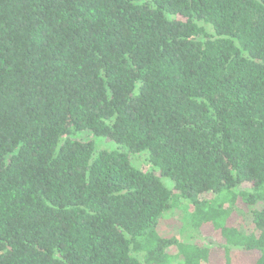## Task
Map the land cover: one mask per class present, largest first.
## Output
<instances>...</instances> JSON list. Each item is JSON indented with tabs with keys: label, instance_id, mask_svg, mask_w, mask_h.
<instances>
[{
	"label": "trees",
	"instance_id": "trees-1",
	"mask_svg": "<svg viewBox=\"0 0 264 264\" xmlns=\"http://www.w3.org/2000/svg\"><path fill=\"white\" fill-rule=\"evenodd\" d=\"M182 202L264 264V0H0V264H208Z\"/></svg>",
	"mask_w": 264,
	"mask_h": 264
},
{
	"label": "rangeland",
	"instance_id": "rangeland-1",
	"mask_svg": "<svg viewBox=\"0 0 264 264\" xmlns=\"http://www.w3.org/2000/svg\"><path fill=\"white\" fill-rule=\"evenodd\" d=\"M83 139L92 140L97 149L115 150L116 146L113 142L99 137H92L89 134L83 135ZM130 163L133 167L145 172H155V169L148 161L147 156L144 153L130 154ZM164 185L168 189H172L173 183L164 177H161ZM226 206H229L226 203ZM238 211H234L231 218L228 221V225L242 226L246 231L251 230L252 225L243 217L242 212H247L251 208L244 206L240 200L235 203ZM192 208L186 202H182L178 208L171 210L164 218H162L157 225V233L161 238L170 239L177 238L181 242L196 244L201 247L211 248L210 259L208 264H223V250L221 246L223 241L219 232L213 231L210 227L205 226L198 233L197 231L190 232L183 229V218L190 214ZM168 253L173 254V249H168ZM258 253L254 252H242L232 251V258L235 263L238 264H255L258 259Z\"/></svg>",
	"mask_w": 264,
	"mask_h": 264
}]
</instances>
